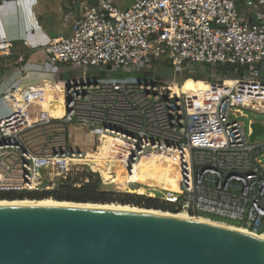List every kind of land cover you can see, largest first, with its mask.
<instances>
[{"label":"built area","instance_id":"obj_1","mask_svg":"<svg viewBox=\"0 0 264 264\" xmlns=\"http://www.w3.org/2000/svg\"><path fill=\"white\" fill-rule=\"evenodd\" d=\"M240 4L247 7L243 14ZM64 20L70 33L43 50L54 63L83 68L84 76L62 87L53 79L16 84L0 95L8 107L0 115V192L39 190L69 172L105 177L89 155L109 156L111 145H105L119 139L130 149L124 174L108 176L120 181V190L260 233L264 143L251 142V127L247 131L239 117L264 107V0H134L125 9L95 0ZM12 48L2 40L0 55ZM220 63L245 69L227 78L230 87L227 79L210 83L209 89L222 87L212 112H191L184 81L160 82L148 70L154 65L182 74ZM94 65L135 74L89 75ZM72 126L94 136L91 149L72 141ZM203 134L211 136L197 138Z\"/></svg>","mask_w":264,"mask_h":264},{"label":"water","instance_id":"obj_2","mask_svg":"<svg viewBox=\"0 0 264 264\" xmlns=\"http://www.w3.org/2000/svg\"><path fill=\"white\" fill-rule=\"evenodd\" d=\"M250 127L254 142L264 125ZM0 264H264V238L152 212L0 205Z\"/></svg>","mask_w":264,"mask_h":264},{"label":"crops","instance_id":"obj_3","mask_svg":"<svg viewBox=\"0 0 264 264\" xmlns=\"http://www.w3.org/2000/svg\"><path fill=\"white\" fill-rule=\"evenodd\" d=\"M0 4V42H13V52L10 55H0V95L11 88L15 83L21 85L40 84L43 79H54L38 65L41 54L32 52V46L42 48L52 39L66 36L70 33V24L64 20L65 13L73 11L79 14L80 5L92 0H17ZM134 0H121V9L128 8ZM95 2V1H94ZM90 2V3H94ZM115 4V3H114ZM116 5V4H115ZM117 6V5H116ZM23 40L26 49L19 50L17 43ZM25 40L31 46L25 45ZM31 53V54H30ZM36 53V54H35ZM24 60H20V56ZM24 54H30L25 56ZM15 57L17 58L15 60ZM29 58V59H28ZM30 60L28 62V60ZM18 61V62H17ZM17 62V63H16ZM20 63L21 65H18ZM27 64L22 65V64ZM6 66V69L3 68ZM21 67L25 69L22 70ZM4 70V72H3ZM45 72V73H44ZM10 78V83H2L3 78ZM59 83V82H58ZM62 87V83H59ZM8 107L0 103V115L6 114Z\"/></svg>","mask_w":264,"mask_h":264},{"label":"trees","instance_id":"obj_4","mask_svg":"<svg viewBox=\"0 0 264 264\" xmlns=\"http://www.w3.org/2000/svg\"><path fill=\"white\" fill-rule=\"evenodd\" d=\"M244 69V66L240 64L220 63L213 68L206 67L201 71L192 72L189 76L194 77L197 80H211L210 76L212 74L223 78H233L242 76ZM191 80L196 81L193 78H191ZM228 81H230V79H227L226 83ZM216 85L221 87L218 84ZM104 176L106 177V174H104ZM49 198L64 202L72 201L101 204H127L169 213L180 212L176 210L171 203L159 198L125 192L113 188L107 184L104 177L99 172L90 170L63 174L61 179L58 181L57 186L53 190L0 192V200H43ZM213 219L219 220L217 217H213ZM261 232H264V228Z\"/></svg>","mask_w":264,"mask_h":264},{"label":"rangeland","instance_id":"obj_5","mask_svg":"<svg viewBox=\"0 0 264 264\" xmlns=\"http://www.w3.org/2000/svg\"><path fill=\"white\" fill-rule=\"evenodd\" d=\"M14 1H17V0H12L11 2H14ZM94 1L95 0H92L90 2H94ZM109 1L112 3H115L118 7H121V5H122L121 0H109ZM4 3H6V1L0 0V4H4ZM239 11L241 14L246 12L247 11L246 5L240 4ZM17 48L18 49L20 48L19 50L26 49V47H24V45H23V40H20L17 43ZM30 49H32L31 53L34 51V52L41 54L40 59L38 60V65L43 66V69L45 71H48V72H46V74H49L51 77L56 79L57 82L62 83V84H67L70 81L79 80L84 76L85 70L83 68H80V67L73 65L71 63H63V62L54 63V62L50 61L47 54L45 53L44 50H42V48H37L35 46H32ZM30 54H24V55L27 56ZM16 59L17 58L15 57V60ZM29 61L30 60H28V62ZM18 65H21V64L18 63ZM22 65L27 66L26 63L22 64ZM3 69L5 70L6 66ZM4 70H3V72H4ZM148 70H151L153 72L152 74L156 78V80H158L160 82H164V83H168V82H172V81L177 80L179 82L184 81L183 83H189V84L195 83V84H198L201 86L210 87V83H212V82H221L222 80L227 79V78H223L221 76H217L215 74H212L210 76L211 80H197L196 78L189 76L190 72L187 70H184L181 74L179 71H171L170 69L161 70V69L156 68V66H154V65L148 67ZM201 70H203V69H201ZM201 70L197 69L194 72L201 71ZM86 71H87V73H89V75H96L97 73H100L99 75H104V76L106 75L108 77H120V76L125 75L127 73L135 74L133 72H128L126 69H123V68H120V69L114 68L112 70H105L104 66H101V65L90 66L86 69ZM138 75H141V74H138ZM0 76H2L1 73H0ZM187 76H189V77L186 78ZM191 78L195 79L196 81L191 80ZM0 79H1V77H0ZM2 83H4V84L10 83V78H7V77L3 78ZM15 85H16V83L13 86H15ZM212 87L216 88V89H221V87H218L216 84L212 85ZM1 102H2V100L0 99V103ZM244 113L246 114V116H240L239 119L243 122L244 127L247 131L249 130L251 120L252 121H260L264 125V107L263 106H261L259 110L252 109L249 107L248 109H245ZM71 131H72V141L78 142L79 143L78 145L82 149L89 150V149H91V147L94 146V136L90 135L86 128H84L82 130V129H78V128H75L74 126H72ZM256 141L264 143V133L262 135H259L256 138ZM121 154L124 155L125 150ZM104 156L106 157V155H104ZM99 160L106 161V160H110V159L99 158ZM61 177H62V175L57 176V178L55 179V181H56L55 185H52L51 183L47 182L39 190H48V189L53 190L57 186V183L61 179ZM150 177H154V176H150ZM104 179L107 182V184H109V186L120 190L121 183L119 180H117L116 178H114L112 176H108V175H106V177H104ZM219 221H221V220H219Z\"/></svg>","mask_w":264,"mask_h":264},{"label":"bare ground","instance_id":"obj_6","mask_svg":"<svg viewBox=\"0 0 264 264\" xmlns=\"http://www.w3.org/2000/svg\"><path fill=\"white\" fill-rule=\"evenodd\" d=\"M232 84V81H228L226 83L227 87H230ZM182 90L187 94V99H188V104L190 107L191 112H212L216 106V102L218 99L217 92L221 89H216L211 87H205L201 86L195 83L189 84V83H183L182 84ZM179 90L175 88V94H178ZM210 92V94H209ZM58 107V106H57ZM211 134H203L198 136V139L201 138H208L210 137ZM219 140L223 139L222 137L219 138ZM111 145V150L109 156L104 157L96 155L94 156L93 154H90L89 157L93 159L92 162H95L93 165L94 168H101L103 170V173L108 175L110 174L109 172L115 171L117 172L118 178L121 180L122 176L124 174L123 170V165L127 161V155L130 151L129 146L126 142L115 139L111 144L105 145L104 149H107ZM125 150V154L122 155L121 153ZM153 156L152 154L149 153V156ZM95 157V158H94ZM99 158L102 159H110L106 161H101ZM147 162V157H144L142 159V163ZM0 205H41V206H73V207H90V208H111V209H119V210H128V211H139V212H152L155 214L159 215H164V216H174L177 218L181 219H190V220H196V221H201V222H206V223H211V224H216L224 227H232V228H237L240 230H246L244 228H241L237 225L228 223V222H223L219 220H215L206 216L202 215H192L189 214L185 211H180L177 213H169V212H164L160 210H154V209H146V208H141L133 205H127V204H101V203H84V202H64L61 200H54L52 198L49 199H43V200H29V199H24V200H0ZM262 238H264V232L261 233Z\"/></svg>","mask_w":264,"mask_h":264}]
</instances>
